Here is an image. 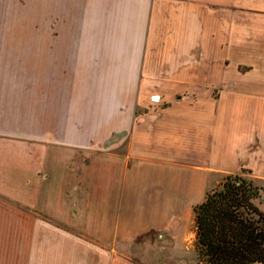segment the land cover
Returning a JSON list of instances; mask_svg holds the SVG:
<instances>
[{
	"label": "crops",
	"instance_id": "1",
	"mask_svg": "<svg viewBox=\"0 0 264 264\" xmlns=\"http://www.w3.org/2000/svg\"><path fill=\"white\" fill-rule=\"evenodd\" d=\"M33 2L49 29L0 55V264H151L218 174L264 192V0Z\"/></svg>",
	"mask_w": 264,
	"mask_h": 264
},
{
	"label": "trees",
	"instance_id": "2",
	"mask_svg": "<svg viewBox=\"0 0 264 264\" xmlns=\"http://www.w3.org/2000/svg\"><path fill=\"white\" fill-rule=\"evenodd\" d=\"M259 186L227 174L194 209V249L200 264H264V209Z\"/></svg>",
	"mask_w": 264,
	"mask_h": 264
},
{
	"label": "rangeland",
	"instance_id": "3",
	"mask_svg": "<svg viewBox=\"0 0 264 264\" xmlns=\"http://www.w3.org/2000/svg\"><path fill=\"white\" fill-rule=\"evenodd\" d=\"M33 3V0H0V55L8 52L11 49L10 47L17 46L18 41H20V44L24 43L27 46L33 45L34 40L37 39L29 36L34 35V31L49 29L48 21L34 20L39 16L34 14L35 6ZM18 35L26 37L18 38ZM227 174L229 173L218 174L217 182L212 183L209 189L218 187L226 179ZM231 175H239L249 179V176L244 171ZM253 183L261 187L260 184L254 181ZM256 201L264 209V192H262L261 188H259V195ZM190 228L191 230L194 229V221ZM190 238L188 245L179 249L166 247L159 251V247H150L148 253L151 264H200L194 249V236L191 234Z\"/></svg>",
	"mask_w": 264,
	"mask_h": 264
}]
</instances>
